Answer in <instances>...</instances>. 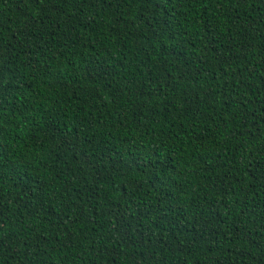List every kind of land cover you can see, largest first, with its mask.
Returning <instances> with one entry per match:
<instances>
[{"label": "trees", "instance_id": "trees-1", "mask_svg": "<svg viewBox=\"0 0 264 264\" xmlns=\"http://www.w3.org/2000/svg\"><path fill=\"white\" fill-rule=\"evenodd\" d=\"M0 264H264V0H0Z\"/></svg>", "mask_w": 264, "mask_h": 264}]
</instances>
